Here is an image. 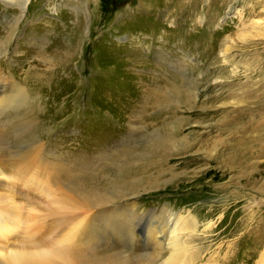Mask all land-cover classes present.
<instances>
[{"label":"rangeland","instance_id":"obj_1","mask_svg":"<svg viewBox=\"0 0 264 264\" xmlns=\"http://www.w3.org/2000/svg\"><path fill=\"white\" fill-rule=\"evenodd\" d=\"M150 5L29 0L16 24L18 9L0 3V74L26 95L0 111V153L23 178L43 182L47 199L64 201L68 220L129 211L112 229L90 221L78 244L86 259L95 251L160 264L166 242L145 246L142 230L189 216L197 264H258L264 0H201L192 16ZM35 195L14 199L22 209L10 218L14 227L0 230L2 243L17 249L55 237L54 229L43 234L55 219Z\"/></svg>","mask_w":264,"mask_h":264},{"label":"bare ground","instance_id":"obj_2","mask_svg":"<svg viewBox=\"0 0 264 264\" xmlns=\"http://www.w3.org/2000/svg\"><path fill=\"white\" fill-rule=\"evenodd\" d=\"M178 1L159 0L158 2L162 5V8H165L166 11L170 14L174 13L178 15L181 14V12L186 9L187 11L186 15L192 16L191 11L195 10L196 4L198 3V1L201 0H185L186 5L189 4L188 7H186L185 9H183L184 6L182 5V3ZM146 2L151 4L149 6V8H151L150 11H152L153 13L159 12L158 11L160 9L159 3L158 6H155L153 0H146ZM169 2H174L176 4L174 9L173 7L167 6ZM0 3L2 5H11V7L15 6L18 9L19 15L15 17L17 24L20 17L22 16V13L26 8V5L29 3V0H0ZM238 17H240V14H238ZM262 24L260 20L253 21V26L260 27ZM12 28H15V24L12 26ZM3 47L4 46L0 45V55L5 53V48L2 49ZM186 93L188 92L186 91ZM25 100H26L25 90L20 86H18L17 84H15L14 82L11 81L5 82L4 78L0 74V111H2L1 109L4 110V108H8V107L10 108L13 106L16 107L19 104H22ZM39 173L41 174V172ZM23 177L24 175L23 176L21 175L20 169L14 167L12 162L7 158H5L4 155H2V153H0V230L4 231L6 229L14 227L13 221L10 218L14 213L22 209V207L19 204L15 203L16 201L14 202V199H16L17 197H20L22 199L24 198L25 195H30L33 192V193H37V195H35L36 197L39 196L44 203L49 205L48 209L46 210L47 213L46 216L51 219L52 218L55 219V220L53 219L54 221H51L50 224L45 226L46 230L45 233L43 234H48L49 230L54 229V231H56L55 233L56 235L51 240H46L42 237L33 238L32 241H28L26 245L19 246L17 249H15L14 243L9 240H7L5 243H2L0 241V264H131L132 263V261L123 258V256L121 257V255L120 257H118L112 254L113 256L111 257L109 256L100 259L95 256L94 254L95 251L92 253L91 259H86L84 258V256L86 255L83 256L82 249H80L79 251V247H78V244L80 245L81 242H83V238L86 236V231L89 230L88 227H90L89 226L90 221L96 218L102 221V224L100 225L94 224L91 227H101V226L111 227L113 226L114 219L122 220L125 214H127L129 211L123 213L119 211L118 208L105 209V210L99 209V211L101 212L98 211L95 214L92 213L91 215H88L87 218H85V220L84 218H82V220L80 221L74 219V217L68 220V218L72 215V211L71 208L64 201L61 202L58 200L47 199L48 196L50 195V192L47 186L43 182H40L32 177L28 179H25ZM136 216H137L136 214L131 215L129 217L130 218L129 220L135 219ZM6 220L8 222H6ZM59 224L61 225L57 227ZM195 225H196L195 220L192 217L188 216V217H179L178 220L175 219L169 220L168 223H166V225L164 226H159V227L146 226L147 228L142 230L143 231L142 234L144 235V241H145L144 244L145 246H148V244H153L155 246H159L160 248L162 244L163 243L165 244L166 242V246H167L166 249L169 255L160 264H197L196 260L198 257L197 255L198 249L194 245H192V240L196 229ZM42 228H44V226L40 228V232L42 231ZM35 230L36 228L33 230V232H35ZM126 231L127 232L129 231L128 237L131 240L132 237L130 235L132 234L131 227H127ZM37 232H39V230H37ZM98 232H100V229H98ZM15 236L19 237L20 234L18 233ZM31 238L32 236L30 235L29 240ZM4 244L6 246H4ZM8 246L12 247L13 249H9ZM76 248L78 249L76 250ZM260 259L261 261L258 262V264H264V251L261 254Z\"/></svg>","mask_w":264,"mask_h":264}]
</instances>
